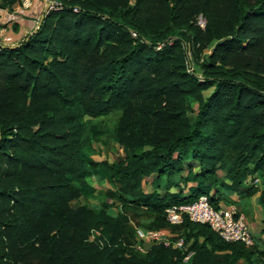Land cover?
I'll list each match as a JSON object with an SVG mask.
<instances>
[{"label": "trees", "instance_id": "16d2710c", "mask_svg": "<svg viewBox=\"0 0 264 264\" xmlns=\"http://www.w3.org/2000/svg\"><path fill=\"white\" fill-rule=\"evenodd\" d=\"M58 2L0 47V264L264 262L255 234L246 246L165 215L201 195L230 203L226 189L264 206V0ZM108 140L124 155L95 160ZM90 175L115 187L74 204ZM135 225L183 245L140 255Z\"/></svg>", "mask_w": 264, "mask_h": 264}, {"label": "built area", "instance_id": "2783aa9c", "mask_svg": "<svg viewBox=\"0 0 264 264\" xmlns=\"http://www.w3.org/2000/svg\"><path fill=\"white\" fill-rule=\"evenodd\" d=\"M55 5H59V2H52L51 7ZM198 23L204 27L205 19L202 15L199 16ZM165 215L170 224H179L186 216L192 221L208 224L226 241H241L246 246L255 244L253 232L244 214L233 205L215 207L207 195H201L192 202L174 203L166 208ZM96 234H99V231L95 230L90 237L93 239ZM135 236L139 240L164 245H183V239H174V235L166 228L150 229L135 225ZM135 248L142 249L139 245Z\"/></svg>", "mask_w": 264, "mask_h": 264}, {"label": "rangeland", "instance_id": "374dc122", "mask_svg": "<svg viewBox=\"0 0 264 264\" xmlns=\"http://www.w3.org/2000/svg\"><path fill=\"white\" fill-rule=\"evenodd\" d=\"M46 1L50 2L49 0H46ZM53 1H54V3L58 2V0H53ZM54 7H57V5H55ZM33 25H34V22H32V27H33ZM211 48H212V45L207 48L206 53H209ZM102 119H103V116H100V118H96L95 121H99V120L101 121ZM102 139H106V136L103 135ZM91 154L95 160L108 159L110 161H113V160H116V159L122 157L124 155V150L117 142L108 140L106 143H103V142L101 143L100 150L98 152L93 151V152H91ZM88 178H89L91 184L96 188L95 192L93 194H91V196H89L87 199H83L80 197V198L74 200V204H76V205L87 204V205H90L93 207H97L101 203V201L105 199L107 191L109 189H113L115 186L112 183L107 182L101 178H98L97 176H94V175H90ZM147 179L149 180L150 177H148ZM252 182L259 184L260 190H264V182H261V180H259L258 178H255ZM149 188H150L149 185L144 186L145 190H148ZM259 194H260V192H258L257 195H255L253 198H251V197L246 198L247 202L242 205L244 207H242L239 204L237 199H231V198H230L231 199L230 203H225L223 201L221 204H223V205L235 204L237 206V208L240 210V212H242L244 214L249 225L253 226L255 233H256L255 235H256V238L258 240L259 247L264 248V237H263L264 233H262L260 231L261 227L264 225V206L259 203V200H258ZM251 204L254 207H256V209L258 211L257 216H254L252 208L250 207ZM119 211H120V206L117 204L112 206L111 208H109V212L113 215H116ZM143 221H147V220L144 219ZM167 230L172 235H176V233L172 232L169 228ZM155 244L156 243H154V242L139 240L134 234L133 247H134L135 252L139 253L140 255H144L145 253H147L150 250V248ZM134 245L135 246L139 245V246H141L142 249H137V248H135ZM191 254H192V252H189L188 256H186L184 258V262H186V264H188L187 261H188L189 256ZM240 263L246 264V261L240 260ZM252 264H264V262H255V263L252 262Z\"/></svg>", "mask_w": 264, "mask_h": 264}, {"label": "crops", "instance_id": "0c3cea01", "mask_svg": "<svg viewBox=\"0 0 264 264\" xmlns=\"http://www.w3.org/2000/svg\"><path fill=\"white\" fill-rule=\"evenodd\" d=\"M49 1L51 3L54 2L53 0ZM46 2L48 1L21 0L19 3L15 4L12 9L0 7V43L4 45H14L26 34L31 33L40 19ZM32 22H34L33 27ZM225 192L231 199H237L241 206L247 202L246 198L238 197V195L231 190L226 189ZM255 195L251 196V198H253ZM228 205H233L237 208L235 204ZM250 207L252 208L254 216H257L258 211L256 207H254L252 204ZM251 230L253 234H256L253 226H251Z\"/></svg>", "mask_w": 264, "mask_h": 264}, {"label": "water", "instance_id": "95a60500", "mask_svg": "<svg viewBox=\"0 0 264 264\" xmlns=\"http://www.w3.org/2000/svg\"><path fill=\"white\" fill-rule=\"evenodd\" d=\"M51 6H52V3L51 2H46L45 8H44V10H43V12H42V14L40 16V19H39V21H38V23H37V25H36V27H35V29L33 31H35L39 27V25H40V23H41L44 15H45V13L47 12V10L49 8H51ZM0 46H13V45H4V44H1L0 43Z\"/></svg>", "mask_w": 264, "mask_h": 264}]
</instances>
